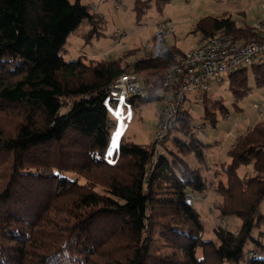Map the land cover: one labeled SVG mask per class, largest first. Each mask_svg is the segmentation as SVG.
Returning <instances> with one entry per match:
<instances>
[{
	"label": "trees",
	"instance_id": "trees-1",
	"mask_svg": "<svg viewBox=\"0 0 264 264\" xmlns=\"http://www.w3.org/2000/svg\"><path fill=\"white\" fill-rule=\"evenodd\" d=\"M161 1L170 0H135L136 21ZM84 21L86 39L102 34V19L82 0H0V264H264V120L215 167L207 151L216 141H204L189 107L162 145L122 138L107 158L108 104L117 100L110 86L127 72L161 73L183 50L173 45L132 63L67 60L68 37ZM252 24L208 15L195 32L247 43L262 38ZM250 71L263 87V63L227 76L237 113L252 91ZM145 83L157 100L160 76ZM202 106V121L213 126L218 113L230 114L208 92ZM245 167L253 174L243 176ZM212 190L223 197L218 215L241 221L237 232L218 225L206 236L191 201Z\"/></svg>",
	"mask_w": 264,
	"mask_h": 264
},
{
	"label": "rangeland",
	"instance_id": "rangeland-1",
	"mask_svg": "<svg viewBox=\"0 0 264 264\" xmlns=\"http://www.w3.org/2000/svg\"><path fill=\"white\" fill-rule=\"evenodd\" d=\"M121 1L122 7L117 8L114 0H82L85 4L91 3L94 12L98 13V17L102 19V34L86 39L83 33L89 30L90 25L87 21H84L68 37L63 52L67 60L78 59V56L81 55L86 61L89 59L113 60L120 57H124L125 62L137 61L146 51L145 45L148 42L154 43L162 39L163 33L155 25L166 19H170L175 23L176 31L174 34L167 36L165 40L170 47L177 44L183 51L192 49L201 43L202 35L195 32V25L205 16H217L229 12L241 25L264 20V0H170L169 2H153L151 8L142 16L139 22L136 21V13L133 8L135 0ZM95 8H98L97 11H95ZM118 31L124 33L122 40L115 36V32ZM141 73L145 82H147L152 78H156L160 71H144ZM249 83L252 86V91L238 102V106L241 108L238 113L234 104L235 99L228 88L229 78L227 77L222 83L216 81L212 84L208 94L212 95L215 101L223 99L224 105L230 110L228 116L218 113L219 119L216 126L201 119L204 93H192L191 95L196 99L193 102L186 103L185 107H189L194 116L196 128L201 126L202 131L199 132L200 129L198 132L199 134L202 133L204 141L206 143L216 141L207 151V155L211 159L220 154L223 158L227 157L226 153L230 148V143L232 141L235 143L240 135L247 133L257 122L264 120V117L259 115L254 108V104L264 97V86L256 87L254 85L251 71L249 72ZM143 85L148 97L135 96V103L129 106L119 99L112 104H108L109 118L112 120V125L110 142L105 150V156L111 160H113V155L118 150L121 138L141 144H149L153 141L157 130V114L161 109V101L158 98L150 101L151 94L146 87V83H143ZM220 96L223 98H220ZM1 116L3 124H6L11 115L9 112H5ZM203 122L206 124L202 125ZM223 141H225V144L221 147L220 143ZM189 160L194 162L193 164L196 163L192 155ZM208 166H211L210 162H208ZM253 172L252 167H245L240 170L243 176H249ZM222 201V195L214 190L207 193L206 196L198 198L197 202L191 201L202 214L207 227L206 230H208L206 232L207 237H211L209 231H213V226L222 225L236 232L240 226L241 221L238 218H226L218 215L219 210L216 206ZM163 251L168 252V249L163 248ZM262 257H264V253Z\"/></svg>",
	"mask_w": 264,
	"mask_h": 264
},
{
	"label": "built area",
	"instance_id": "built-area-1",
	"mask_svg": "<svg viewBox=\"0 0 264 264\" xmlns=\"http://www.w3.org/2000/svg\"><path fill=\"white\" fill-rule=\"evenodd\" d=\"M114 1L117 8L122 7L121 0ZM155 26L163 33V37L157 42H148L146 51L139 59L163 56L170 48L165 38L175 33V23L166 19ZM252 26L262 38L243 43L229 34L217 33L202 40L196 47L176 54L173 65L159 74L161 87L157 96L161 101V109L153 138L157 146L163 144L166 134L176 126L177 116L186 103L196 99L192 93L208 92L214 82L233 72L257 63L264 64V20L254 21ZM123 35V32H115L118 39L122 40ZM143 83L145 79L141 72L124 73L110 86L111 97L124 101L127 106L132 105L131 100L135 96L148 97ZM254 108L264 117V97L254 104ZM195 129L198 131L201 126Z\"/></svg>",
	"mask_w": 264,
	"mask_h": 264
},
{
	"label": "crops",
	"instance_id": "crops-1",
	"mask_svg": "<svg viewBox=\"0 0 264 264\" xmlns=\"http://www.w3.org/2000/svg\"><path fill=\"white\" fill-rule=\"evenodd\" d=\"M91 4V3H90ZM92 6V5H91ZM93 7V6H92ZM97 9L98 8H95V11H97ZM222 14H229L230 15V13L229 12H224V13H222ZM222 14H220V15H222ZM232 17H234V16H232ZM175 44V43H174ZM176 46H178L177 44H175ZM179 47V46H178ZM81 55H79L78 56V58L80 57ZM160 110V109H159ZM158 113H159V111H158ZM157 118H158V114H157ZM122 139V138H121ZM225 141H223V142H221L220 143V146L222 147V146H224V143ZM233 142V141H232ZM232 142L230 143V146L229 147H231V144H232ZM218 145V144H217ZM224 159H226V157L225 158H223L222 156H221V154L220 155H218L216 158H214V159H211L208 155H207V160H208V162H210L211 163V166H213V167H215L216 166V164L217 163H219V162H221V161H223Z\"/></svg>",
	"mask_w": 264,
	"mask_h": 264
}]
</instances>
